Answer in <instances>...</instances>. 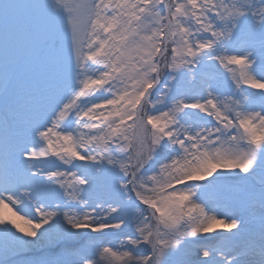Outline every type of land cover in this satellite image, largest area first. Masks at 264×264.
Here are the masks:
<instances>
[{
  "label": "snow or ice",
  "instance_id": "snow-or-ice-1",
  "mask_svg": "<svg viewBox=\"0 0 264 264\" xmlns=\"http://www.w3.org/2000/svg\"><path fill=\"white\" fill-rule=\"evenodd\" d=\"M0 264H264V0H0Z\"/></svg>",
  "mask_w": 264,
  "mask_h": 264
},
{
  "label": "rangeland",
  "instance_id": "rangeland-1",
  "mask_svg": "<svg viewBox=\"0 0 264 264\" xmlns=\"http://www.w3.org/2000/svg\"><path fill=\"white\" fill-rule=\"evenodd\" d=\"M122 238V237H121ZM113 240H114V242H115V240H116V238H112Z\"/></svg>",
  "mask_w": 264,
  "mask_h": 264
}]
</instances>
